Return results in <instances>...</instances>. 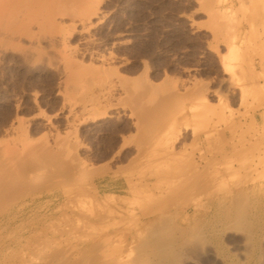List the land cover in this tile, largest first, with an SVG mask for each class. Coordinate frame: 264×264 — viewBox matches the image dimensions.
<instances>
[{
    "label": "rangeland",
    "instance_id": "374dc122",
    "mask_svg": "<svg viewBox=\"0 0 264 264\" xmlns=\"http://www.w3.org/2000/svg\"><path fill=\"white\" fill-rule=\"evenodd\" d=\"M88 2L66 44L0 50V264H264V0Z\"/></svg>",
    "mask_w": 264,
    "mask_h": 264
},
{
    "label": "bare ground",
    "instance_id": "6f19581e",
    "mask_svg": "<svg viewBox=\"0 0 264 264\" xmlns=\"http://www.w3.org/2000/svg\"><path fill=\"white\" fill-rule=\"evenodd\" d=\"M93 2V0H92ZM91 3V1H90ZM90 3L88 2V0H0V50H5V51H8V50H12L13 52L16 51L17 53L18 52H21L22 56L23 54H26L29 52V51H32V50H38L35 49L36 47L40 46L42 43L46 42L47 44H49L48 46H51L52 48H54V43H56V41H60L62 42L63 44L66 42V35L65 33L62 34L60 33L59 35H57V31L56 29H62V26L66 25L67 23V26L69 27H73V26H82V27H86L88 26V23L91 21V17H94L93 15H97L98 14V11L97 10H94V5L90 6ZM95 3V2H94ZM93 3V4H94ZM93 7V9L91 8ZM97 9V8H95ZM93 11V12H92ZM93 13V14H91ZM217 17V16H216ZM66 26V27H67ZM90 26V25H89ZM91 27V26H90ZM75 29V27H74ZM73 30V29H72ZM76 30V29H75ZM61 32L58 31V33ZM66 32V31H65ZM80 33V32H79ZM88 35V34H87ZM90 35V34H89ZM91 36V35H90ZM93 38V37H92ZM69 39V37H68ZM67 39V40H68ZM89 39V38H88ZM87 39L84 40V43H87V44H90V42H92V40L90 39V41ZM95 40V39H94ZM69 41V40H68ZM26 43H28L29 45H26ZM59 43V42H58ZM67 43V42H66ZM65 43V44H66ZM57 44V43H56ZM59 45V44H57ZM85 45V44H84ZM65 46V45H64ZM90 46V45H89ZM44 47V46H43ZM45 48V47H44ZM44 48H42L44 50ZM65 48V47H64ZM63 51L66 53V49ZM68 48V47H67ZM46 49V48H45ZM61 49V48H60ZM59 49V50H60ZM41 51V50H40ZM37 51L38 53V56L36 54L37 57H39V59L41 57H43V52L44 54H46L45 56L49 58V53L48 51ZM39 52L42 54L39 55ZM64 52L61 54V58L64 59V60H67V61H71L73 60V63L71 61V64L69 65L70 67V71L69 73H72L73 72V75L74 77H76V71H83L82 73V77H85V79H87L88 81H90V83H95L96 82L99 84V82H101V91L99 93L103 95H105V99H108L110 98L113 94H114V91H118L119 88L123 90L124 87H122L123 85H121V83H116L114 80H113V77L111 78L108 74H104L105 70H102L104 71V73H102V71L100 69L97 70V68H95L96 70H89L88 67L86 69L85 67V70H82V63H80V66L79 65H76L78 63V60H77V63L75 64L74 62V59L72 56V54L70 55L69 54V57L68 55H64ZM2 53V52H0ZM33 53V54H34ZM73 53V52H72ZM68 54V52L66 53ZM74 54V53H73ZM59 55H60V52H59ZM91 55V54H90ZM28 56V55H27ZM26 56V57H27ZM31 56H34L31 54ZM65 56V57H64ZM44 57V58H46ZM71 57V58H70ZM67 58V59H65ZM70 58V60H69ZM110 58V57H109ZM34 59V57H33ZM104 59V58H103ZM94 60V59H93ZM97 60V59H96ZM36 61H40V60H36ZM62 62V60H60ZM67 61H64L67 63ZM76 61V60H75ZM63 62V63H64ZM68 64V63H67ZM102 64V63H101ZM64 65V64H62ZM66 67V65H64ZM68 66V65H67ZM94 66V65H93ZM103 66V65H101ZM64 67V68H65ZM78 68V69H77ZM94 68V67H93ZM109 68V66H108ZM67 68H65L66 70ZM77 69V70H76ZM81 69V70H80ZM102 69V68H101ZM103 69H105V67H103ZM75 70V72L73 71ZM100 70V71H99ZM109 70V69H108ZM72 71V72H71ZM68 72V71H67ZM77 72V73H79ZM80 72V73H81ZM117 72V71H116ZM79 73V74H80ZM108 76V77H107ZM80 78V77H79ZM247 78V77H246ZM75 79H78V77L76 78H73V80ZM84 79V81H85ZM83 80V79H81ZM123 80V79H122ZM76 81V80H75ZM75 81H71L72 84H74L73 82ZM80 81V80H79ZM87 81V83H88ZM96 81V82H94ZM69 82H70V79H69ZM83 82V81H82ZM122 82V81H120ZM124 82V81H123ZM122 82V83H123ZM126 82V81H125ZM76 83L74 84V86H76ZM80 83V82H79ZM128 83V81H127ZM125 83L124 86L127 84ZM120 86H119V85ZM90 85V84H89ZM128 85V84H127ZM126 85V86H127ZM72 86V85H71ZM70 86V89L74 86L71 87ZM79 86V84L77 85ZM76 86V87H77ZM87 86V85H86ZM129 86V85H128ZM75 87V88H76ZM82 87V86H81ZM80 87V88H81ZM73 88V89H75ZM78 88V87H77ZM77 88L76 91L77 92ZM79 88V89H80ZM83 88H85L83 86ZM126 88V87H125ZM129 88V87H128ZM81 90V93L85 90L82 91ZM90 90V89H89ZM126 91V89L124 90ZM129 89H127V93H128ZM79 92V91H78ZM125 92V93H126ZM93 93V94H92ZM92 95L94 96L93 98H95L94 100H97V96L100 94H98L97 90H96V87L93 86L92 87ZM130 93V92H129ZM128 93V94H129ZM82 94H85V92H83ZM128 94H126V96H128ZM131 94V93H130ZM72 95V93H71ZM116 95V94H115ZM78 96V95H76ZM98 96V97H99ZM81 97V96H80ZM113 97V96H112ZM93 98H91L93 100ZM100 98V97H99ZM129 98V96L127 97ZM93 100V101H94ZM110 100V99H109ZM204 100V99H203ZM206 100V98H205ZM201 101L199 100L200 103L196 102L194 103V106H192V109H193V114H192V117L195 119L197 117L200 116V114L202 115H205L207 113L210 112V107L207 105L208 102L207 101ZM106 101V100H105ZM91 102V101H90ZM97 102V101H96ZM119 102V100H118ZM117 103V102H116ZM94 104H96L94 102ZM99 104V103H98ZM192 105V104H191ZM93 106V105H92ZM97 106V105H96ZM74 107V106H73ZM94 107V106H93ZM84 108V107H83ZM86 108V107H85ZM83 110V109H82ZM182 111V110H181ZM85 112V111H84ZM70 113V111H69ZM115 113V112H114ZM192 113V112H191ZM208 115V114H207ZM178 116V115H177ZM183 116V115H182ZM189 116H187L186 118H188ZM177 119H180L178 117H176ZM176 118H174V120L170 121L169 124V128H168V131H170L172 128H174L177 124H176ZM183 120V119H182ZM182 122H185V121H182ZM186 123V122H185ZM184 123V124H185ZM190 125L189 123H186V128L188 129H191L190 128ZM193 130V129H191ZM196 130V129H195ZM198 130V129H197ZM19 147V146H18ZM13 150V149H12ZM39 150V149H38ZM2 152V150H0ZM3 153V152H2ZM7 153V152H6ZM16 153V152H14ZM19 153V152H18ZM17 153V154H18ZM1 154V153H0ZM13 154V153H12ZM14 156V155H13ZM264 156V155H263ZM5 157V156H4ZM7 157V156H6ZM5 157V158H6ZM19 157V156H17ZM11 159L10 156H8L6 159ZM16 158V156H15ZM264 158V157H263ZM263 158H260V161H259V165H264L262 164L264 159ZM2 157V154L0 155V175L2 173V171L5 169V167H8L9 164L11 165L13 161H15L14 157L13 159H11L12 161H9L6 160ZM263 160V161H262ZM17 163V162H16ZM72 163V162H71ZM75 163V162H74ZM73 163V164H74ZM77 163V162H76ZM48 164V163H47ZM69 164V163H67ZM66 164V165H67ZM49 165V164H48ZM75 165V164H74ZM69 166V165H68ZM79 166V164H78ZM81 166V164H80ZM79 166V168H80ZM74 167H77V165H75ZM46 168V166H45ZM8 169V168H7ZM73 169V168H72ZM81 169V168H80ZM261 169H264L261 168ZM6 170V169H5ZM68 170V169H67ZM66 170V171H67ZM85 170V169H84ZM264 172V171H263ZM3 174V173H2ZM5 175V174H3ZM7 175V174H6ZM2 176V175H1ZM1 176H0V190L2 191L5 186H1L3 182L5 181H1ZM6 177V176H4ZM11 177V176H10ZM16 177V176H15ZM7 179V178H6ZM5 179V180H6ZM4 180V178H3ZM7 181V180H6ZM9 181L6 182V185L8 184ZM4 184V183H3ZM11 185V184H10ZM13 185V184H12ZM9 186V184H8ZM16 186L17 184L13 187V189L15 188L14 191H17L16 190ZM4 187V188H2ZM11 188V186L9 187ZM8 188V189H9ZM7 188H5L6 190ZM12 189V188H11ZM10 189V190H11ZM6 191L7 194L10 193V195H12V191ZM21 189V188H20ZM18 192V191H17ZM6 194V196H7ZM3 196V194H2ZM1 194H0V205L1 204V201H3L4 197H6L5 195L2 197ZM9 196V195H8ZM2 197V199H1ZM160 216V215H159ZM6 219L4 218V216L0 217V251L3 249V245L2 244V235H3V232L4 230L6 229L5 227V224L6 223Z\"/></svg>",
    "mask_w": 264,
    "mask_h": 264
}]
</instances>
